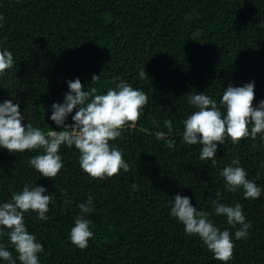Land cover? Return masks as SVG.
I'll use <instances>...</instances> for the list:
<instances>
[{
  "label": "trees",
  "instance_id": "1",
  "mask_svg": "<svg viewBox=\"0 0 264 264\" xmlns=\"http://www.w3.org/2000/svg\"><path fill=\"white\" fill-rule=\"evenodd\" d=\"M0 16V51L14 58L0 78V103L19 104L25 128L31 123L45 133L60 131L50 119L52 105L64 103L68 82L77 78L85 91L106 94L126 82L148 96L135 126L110 142L130 167L115 177L90 178L74 146H61L64 166L54 180L29 163L42 149L0 148V204L25 186H42L52 196L46 221L31 211L24 217L28 232L43 245L39 264H222L171 215L177 195L230 232L235 247L228 264H264V139L258 134L255 141L234 145L226 138L215 163L202 161L201 146L183 140V121L196 110L192 93L206 94L219 106L229 86L254 82V107L264 101V28L258 27L264 0H0ZM93 75L100 78L91 84ZM74 115L75 110L67 125ZM159 131L164 140L156 138ZM235 159L261 188L258 199H245L242 189L226 190L220 173ZM217 192L219 203L242 206L251 225L246 239L235 238L240 225L215 215ZM89 197L94 211L84 218L93 238L82 250L70 233L81 215L78 205ZM2 231L0 244L15 259L8 230Z\"/></svg>",
  "mask_w": 264,
  "mask_h": 264
},
{
  "label": "clouds",
  "instance_id": "2",
  "mask_svg": "<svg viewBox=\"0 0 264 264\" xmlns=\"http://www.w3.org/2000/svg\"><path fill=\"white\" fill-rule=\"evenodd\" d=\"M0 20L3 17L0 16ZM264 28V23L258 25ZM14 66V58L10 51H0V78ZM146 71L140 72L145 77ZM148 77V76H147ZM100 76L93 75L91 84L97 82ZM70 91L65 94L63 104L52 105L50 119L61 129L49 130L47 133L28 123L23 125L24 115L19 104L11 100L0 103V148L10 153L43 150V154L33 156L30 165L44 178L54 180L63 168L60 150L61 146L75 147L79 152V162L82 170L93 179L103 180L119 175L123 170H130L123 158V153L111 146L112 141L120 137L126 126L139 121L144 107L148 104V96L141 90L131 87L126 82L117 85L116 90L109 89L106 94H97L96 88L85 91V86L77 78L69 81ZM254 82L242 87L229 86L223 91L220 105L206 94L192 93L189 102L195 111L183 121V140L188 145H200V159L212 160L215 163L217 146L223 145L230 138L234 145L242 140H256L258 134L264 139V101L254 107ZM221 108L225 109L222 113ZM73 124L65 122L69 115ZM249 125H252L251 129ZM165 126L172 130V122L165 121ZM159 140L165 139V133H155ZM167 148H173L172 140L166 141ZM233 166L225 167L220 173L226 183V190L236 192L242 189L245 199H258L261 188L247 179L246 171L240 166V161H232ZM47 189L40 186L29 188L25 186L22 192L14 193L11 202L0 204V235L7 229L10 243L18 254L14 259L7 246L0 244V259L8 264H39L38 254L43 251V245L37 242L26 228L24 217L28 212H35L41 221L47 220L49 204L52 196L45 195ZM220 193H216L213 202L216 216H224L231 226L240 225L235 232L237 240L246 239L250 223L246 222L242 206L236 204L227 206L219 203ZM92 197L87 203L78 205L81 215L75 219L71 229L70 239L73 245L80 249L88 247L93 238L90 230V220L84 217L90 214ZM171 215L183 226L186 234L198 236L217 261L228 264L233 258L234 243L228 230L221 231L209 219V213L197 210L188 197L177 195L171 207Z\"/></svg>",
  "mask_w": 264,
  "mask_h": 264
}]
</instances>
